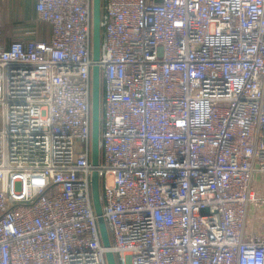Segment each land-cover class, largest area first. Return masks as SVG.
<instances>
[{"label":"built area","instance_id":"built-area-1","mask_svg":"<svg viewBox=\"0 0 264 264\" xmlns=\"http://www.w3.org/2000/svg\"><path fill=\"white\" fill-rule=\"evenodd\" d=\"M0 22V264H264V0H103L91 163L92 0Z\"/></svg>","mask_w":264,"mask_h":264},{"label":"water","instance_id":"water-1","mask_svg":"<svg viewBox=\"0 0 264 264\" xmlns=\"http://www.w3.org/2000/svg\"><path fill=\"white\" fill-rule=\"evenodd\" d=\"M103 0H92V67L91 79V163L97 168L101 161V130H102V101L103 86L101 68L98 65L102 54L103 42ZM92 203L97 217L99 233L102 245L109 249L106 253L107 264H119L112 247L111 235L103 216L102 186L97 170L91 176Z\"/></svg>","mask_w":264,"mask_h":264},{"label":"crops","instance_id":"crops-1","mask_svg":"<svg viewBox=\"0 0 264 264\" xmlns=\"http://www.w3.org/2000/svg\"><path fill=\"white\" fill-rule=\"evenodd\" d=\"M35 20V0H0V22L7 46L28 37Z\"/></svg>","mask_w":264,"mask_h":264}]
</instances>
